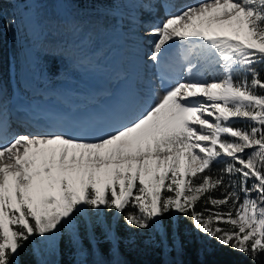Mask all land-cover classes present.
<instances>
[{
    "label": "snow or ice",
    "instance_id": "obj_1",
    "mask_svg": "<svg viewBox=\"0 0 264 264\" xmlns=\"http://www.w3.org/2000/svg\"><path fill=\"white\" fill-rule=\"evenodd\" d=\"M29 2L58 7L30 9L21 29L34 53L31 79L9 92L0 71V264H20L28 243L37 264H58L46 258L58 234L77 264H89V248L91 264H125L108 213L165 256L183 252L182 216L264 264V0ZM113 33L147 80L134 106L102 109L101 93L87 97L85 109L96 107L86 115L40 102L60 95L57 81L95 71L96 39ZM144 37H156L147 52Z\"/></svg>",
    "mask_w": 264,
    "mask_h": 264
},
{
    "label": "trees",
    "instance_id": "obj_2",
    "mask_svg": "<svg viewBox=\"0 0 264 264\" xmlns=\"http://www.w3.org/2000/svg\"><path fill=\"white\" fill-rule=\"evenodd\" d=\"M11 0H4L0 4V71H2L3 79L6 85H8L9 92H11L12 85L22 83L21 77L29 72L30 77L33 76L32 60L27 58V54L22 52L20 45L17 43L18 32L16 28L6 26L10 18H12L9 12ZM85 3H81L80 7H86ZM95 5H93L94 7ZM58 5L49 2L46 4H39L37 8L45 10V14H55V10ZM118 34L110 35H98L95 44L96 51V63L98 65L95 71H99L102 74H106L108 77L109 88L113 87L115 83L112 79V70L109 62H112L116 57V51L120 48ZM26 47L30 49L28 38L25 41ZM34 55V53L32 52ZM43 55V53H41ZM32 59V58H31ZM25 60V71L20 74L19 64ZM52 72L57 70L59 62L55 59H51ZM93 71V72H95ZM92 73V72H89ZM89 73L84 76L77 75L76 80L80 81L81 78L86 77ZM75 75V74H74ZM239 78V77H237ZM69 83V81H57L56 84L59 86L61 83ZM73 82V81H71ZM115 85V84H114ZM72 96L76 100L87 101L86 97H77L76 94L72 93ZM101 98V97H100ZM243 123V122H238ZM223 164H216L215 168L222 167ZM134 210L129 206L126 211ZM109 223L113 224L117 228L120 236L133 237V241L129 244L121 243V258L125 264H165V260L173 262H181V264H250L248 256L243 253L233 251L226 246H222L213 242V239L200 234L195 230L192 224L185 220L182 216L179 219V235L183 243V252L177 255L175 251L171 252L168 256H165L160 248H152L150 245L144 242L140 233L137 231H130L127 229L122 217L117 225L116 217L113 213H108ZM167 222V217H165ZM98 234H100L103 240V233L99 227L96 228ZM85 247L88 246L87 239L84 241ZM33 245L28 243L24 249L19 252L20 264H37L36 257L32 251ZM109 245L107 243H100L99 250L104 254L105 260H110L111 256L108 254ZM55 255L46 256L47 259L58 262V264H77L78 257L74 255V249L68 241L67 236H57L55 242ZM94 257L91 255V249L89 248V255L87 260L91 264ZM261 261H264V257H261ZM259 264V262H258Z\"/></svg>",
    "mask_w": 264,
    "mask_h": 264
},
{
    "label": "rangeland",
    "instance_id": "obj_3",
    "mask_svg": "<svg viewBox=\"0 0 264 264\" xmlns=\"http://www.w3.org/2000/svg\"><path fill=\"white\" fill-rule=\"evenodd\" d=\"M193 2H195V0H178V6L184 3ZM37 7L38 5L30 3L29 0H21L20 5H18V8H16L15 10V19L17 21L15 26L18 30L17 34H19L17 43L20 45L22 52L27 54V58L29 60H32L31 58H33V54L32 51L28 49V46L26 47L25 45L27 36L21 31V29L24 25L27 24V21L29 19V10ZM160 15H163V9H161ZM145 18L147 19L148 17L145 16ZM144 31H146V29L141 30L142 33ZM118 39L120 48L118 49V51H116L115 59L112 62H109L112 70V79L115 82V85L113 84V87L109 88L108 77L106 74L95 71L89 73L86 77L81 78L80 81L61 83L58 86V88L60 89L59 96H54L47 101L41 100L40 102L48 106L62 107L65 111H76L77 109H79L80 115H86L87 111H91L96 106L89 105L86 110L85 104L87 103V101L79 102L81 100H76L72 96V93L76 94L77 97L83 98L93 93H101V95L98 96L97 104L102 109H111L122 104L126 107L134 106L137 103L134 93L137 89H144L146 91L147 80L144 78L142 73L137 71V58L130 43L121 36H118ZM155 39L156 37H144L143 51L147 52L151 42ZM173 51L175 52L176 50L173 49ZM21 63L22 65H18L20 67L17 71L20 74L25 71V60ZM148 68L150 72V78L156 85L157 93L162 94L164 89L159 87L160 82L158 79V73L156 68L153 67L151 61L148 62ZM29 79H31V77L28 72L27 74L23 75V77H21V82L27 81ZM18 85L19 84L12 85L13 87L11 88V90L13 88H16ZM139 233L146 244L150 245L152 248H157L147 242V233ZM96 234L102 241V238L97 231ZM121 237L123 245L129 244L134 240L133 237H125L124 235ZM213 242L217 243L214 239Z\"/></svg>",
    "mask_w": 264,
    "mask_h": 264
},
{
    "label": "built area",
    "instance_id": "obj_4",
    "mask_svg": "<svg viewBox=\"0 0 264 264\" xmlns=\"http://www.w3.org/2000/svg\"><path fill=\"white\" fill-rule=\"evenodd\" d=\"M12 1L13 2H12V5H11V8H10V11L13 12L14 17L16 18L15 10H16V8H18V5H20V0H12Z\"/></svg>",
    "mask_w": 264,
    "mask_h": 264
}]
</instances>
